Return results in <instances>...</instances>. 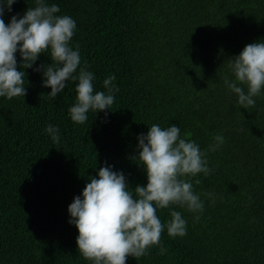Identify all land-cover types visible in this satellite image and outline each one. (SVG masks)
Listing matches in <instances>:
<instances>
[{
	"label": "trees",
	"instance_id": "16d2710c",
	"mask_svg": "<svg viewBox=\"0 0 264 264\" xmlns=\"http://www.w3.org/2000/svg\"><path fill=\"white\" fill-rule=\"evenodd\" d=\"M36 0H17L3 19L24 15ZM76 21L70 46L94 73L96 91L115 75L111 109L74 123L78 81L50 99L41 54L25 74V97H0V264H91L78 251L69 205L101 167L123 172L131 188L146 185L132 157L138 136L152 124L176 125L202 151L212 172L188 177L204 201L202 213L170 206L187 221V234L169 237L126 264H264V89L244 109L224 84L229 60L247 44L264 42V0H45ZM79 67L75 74L78 75ZM246 90V89H245ZM59 128L60 142L44 131ZM200 183L196 184L195 181ZM204 193H212L215 202ZM162 223L170 210H158ZM199 215V220L194 217Z\"/></svg>",
	"mask_w": 264,
	"mask_h": 264
},
{
	"label": "clouds",
	"instance_id": "9594fccd",
	"mask_svg": "<svg viewBox=\"0 0 264 264\" xmlns=\"http://www.w3.org/2000/svg\"><path fill=\"white\" fill-rule=\"evenodd\" d=\"M16 2L0 0V97L11 100L27 95L26 72L18 70L17 52L22 57V69L33 68L41 54L49 53L51 63L34 69L43 73V86L51 88L49 98H56L69 79L78 81L75 103L68 109L71 120L84 124L90 111H104L107 116L119 91L113 84L116 77L110 75L103 81L106 91L95 90L94 73L87 70L86 64L79 67V47L74 50L70 46L76 21L68 15H57L60 8L56 4L36 0L35 7H28L22 17L13 15L6 24L5 10L11 12ZM228 67L235 79L226 76L224 84L238 96L241 108L255 107L254 97L260 96L264 89V42L247 44L239 55L229 60ZM44 131L54 143L60 142L58 127L49 124ZM213 140L202 151L187 133L181 138L178 126L165 128L152 124L147 134L138 136V154L132 157L145 170L146 185L131 188L123 172L113 171L112 166L101 167L98 176L90 177L82 195L74 197L68 207L69 223L78 229L80 255L91 264H126L128 257L139 259L153 246H159L160 254H165L167 249L160 244L165 227L172 238L187 234L186 219L170 206L186 208L190 213L204 210L201 194L194 192L188 177L211 174L208 151L215 152L225 138L215 135ZM203 195L215 202L212 193ZM166 208L171 219L165 224L157 211ZM199 218L196 215L194 220Z\"/></svg>",
	"mask_w": 264,
	"mask_h": 264
}]
</instances>
